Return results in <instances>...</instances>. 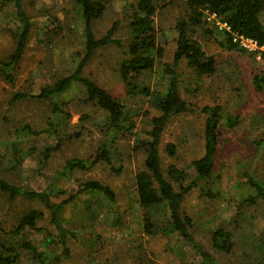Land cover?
Wrapping results in <instances>:
<instances>
[{"label": "rangeland", "instance_id": "obj_1", "mask_svg": "<svg viewBox=\"0 0 264 264\" xmlns=\"http://www.w3.org/2000/svg\"><path fill=\"white\" fill-rule=\"evenodd\" d=\"M136 1L107 2L92 28L96 36H101L118 21L113 36L121 40V45L97 48L83 69L86 76L124 101L136 121L132 134L110 128L106 112L93 102L83 101L85 89L80 82L47 98L11 100L16 91L36 93L74 69L77 53L83 50L82 18L75 0H22L31 28L19 61L5 68L3 63L14 48L20 22L13 1L0 0V176L34 189L66 190L54 196L57 200L75 191L76 178H97L114 189L122 215V222L117 224L104 195L94 191L78 193L66 203L63 212L64 225L70 230L64 250L56 241L49 210L39 200L10 197L0 191V221L8 231H0V241L18 255L11 264H207L180 235L165 230L167 219L162 208L154 214V232L143 231L134 176L144 167L145 152L134 145L137 137L146 136L150 118L158 112L154 97L167 86L165 66L176 48V23L186 17L188 6L186 0H171L157 7L153 19L163 53L156 56L151 69L135 80L133 92H128L119 66L132 37L129 14ZM222 23L221 16L207 14L205 24L188 29L214 56L215 70L198 74L186 59L180 60L179 89L193 110L176 114L167 122L160 155L164 168L173 162L185 170L182 182L192 181L196 170L189 162L204 150L206 113L202 107L221 106L212 174L195 181L183 199L182 211L191 216L196 238L220 260L228 264H264V202H243L254 193L243 171L264 180V93L252 81L254 74L264 69V45L244 51L229 47L227 28ZM143 87L151 93H144ZM54 103L63 112L54 111ZM82 114L87 116L80 118ZM231 120L237 121L231 124ZM54 126L59 138L26 130ZM58 140L59 144L45 156V146H53ZM167 141L177 146L173 157L165 151ZM102 142L109 145L111 162H98L87 170L64 168L67 159L86 157ZM171 180L178 188V183ZM30 208L43 212L36 221L39 228L27 227L17 235L9 233L20 214ZM217 227L230 231L231 250L212 246L211 231ZM23 239L35 249L23 246ZM0 250L8 252L3 246Z\"/></svg>", "mask_w": 264, "mask_h": 264}, {"label": "trees", "instance_id": "obj_2", "mask_svg": "<svg viewBox=\"0 0 264 264\" xmlns=\"http://www.w3.org/2000/svg\"><path fill=\"white\" fill-rule=\"evenodd\" d=\"M20 29L16 35V42L7 61H4L5 68L17 63L24 51L27 37L31 28V21L27 15L22 0H12ZM109 0H75L80 8L82 18L83 50L77 53V60L73 70L58 77L52 83L42 86L38 92L16 91L11 96V100L25 97L47 98L64 91L74 82H80L85 89L83 101L93 102L106 112L107 124L110 128L120 130L123 133H132L136 121L134 115L126 110L124 101L113 95L109 90L98 84L94 79L86 76L83 69L91 59L97 48L113 44L120 46L121 40L113 36L118 21H114L106 32L101 36H96L92 28L93 20L100 17L106 8ZM159 3H156V2ZM171 0H137L132 6L129 14V26L132 37L127 45V55L122 59L119 72L127 86L128 92H133L137 87L136 79L146 70L151 69L155 63L156 56L163 53V46L157 41L158 31L154 26L153 16L157 7H163ZM188 13L185 18H181L176 23L177 36L176 48L171 62L165 66L167 74V86L160 94L154 97L158 112L151 116V126L144 131L145 137L136 138V149L143 148L145 152L144 167L138 170L134 176L136 200L141 210L143 231L154 232V215L158 208H162L166 214L167 232H176L180 235L207 264H228L220 260L194 235L192 230L193 221L189 214L182 211L181 204L185 195L190 191L196 180L208 178L212 174L215 156L217 153V142L220 134L219 122L221 118L220 105H204L202 110L206 113L203 137L204 150L201 155L193 158L189 164L196 170L195 178L187 184L182 182L185 175L184 168L170 162L164 168L160 155V144L162 141L163 130L167 122L174 115L192 111L190 103L182 96L178 85V65L182 58L186 59L189 66H192L198 74H208L215 70V58L208 54L202 43L193 37L188 29L191 25H203L206 22L207 13H215L221 16L229 29L225 30L227 45L246 50L234 40V36L242 35L256 40L259 46L264 45V0H186ZM10 78L11 76L7 74ZM254 87L264 93V69L254 74L252 78ZM144 93H151L148 87L141 89ZM154 93V92H153ZM157 94V93H154ZM54 111L63 112L56 103L53 104ZM82 114L80 118L86 117ZM237 120H231V124ZM28 133H49L55 134L59 138L58 130L54 128L32 129L26 127ZM79 135L76 131L75 136ZM59 140L53 146L47 145L44 148L46 156L50 149L56 147ZM165 151L169 157H173L177 152V146L173 141L165 143ZM98 162H111L109 145L100 143L88 156L69 158L64 164V168L71 171L74 169L87 170ZM247 183L254 188V193L243 199L245 203L264 202V180L254 177L250 172L243 171ZM178 183L176 188L172 182ZM75 191L69 192L62 199H55L58 193L67 192L66 190H44L15 184L0 176V191L7 193L10 197L21 196L28 199L39 200L49 210V221L56 229V241L59 242L64 250H67V237L70 230L64 225L63 212L68 201L82 191H94L101 193L107 199L108 207L115 221L122 222V215L114 189L107 183L97 178H76ZM215 195L211 191L207 192ZM43 212L37 208H30L20 214L16 223L9 230V233L17 235L25 228L38 229L37 218ZM0 231L6 233L0 221ZM212 246L225 251L231 250L233 241L231 233L224 227H217L211 231L210 235ZM23 246L34 250V246L23 239ZM0 246L8 252L0 250V264H11L17 259V252L12 247H7L4 243ZM95 264H108L97 262ZM254 264H262L256 262Z\"/></svg>", "mask_w": 264, "mask_h": 264}, {"label": "built area", "instance_id": "obj_3", "mask_svg": "<svg viewBox=\"0 0 264 264\" xmlns=\"http://www.w3.org/2000/svg\"><path fill=\"white\" fill-rule=\"evenodd\" d=\"M208 15L211 14L212 16H216L215 13H207ZM223 26H225L227 29H229V26L226 24L225 21H223ZM234 40H238L239 44H241V46L245 47L246 49H256L258 47H260L256 40L249 38V37H244L242 35H238V36H234L233 37ZM262 46V45H261Z\"/></svg>", "mask_w": 264, "mask_h": 264}]
</instances>
